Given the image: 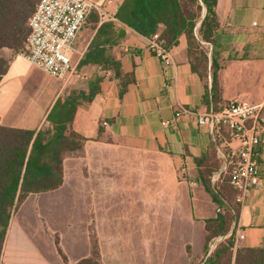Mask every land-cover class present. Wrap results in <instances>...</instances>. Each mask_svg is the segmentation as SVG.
<instances>
[{"label": "crops", "instance_id": "0c3cea01", "mask_svg": "<svg viewBox=\"0 0 264 264\" xmlns=\"http://www.w3.org/2000/svg\"><path fill=\"white\" fill-rule=\"evenodd\" d=\"M92 1L105 8V16L99 17L102 23L115 20L124 0ZM216 12L222 29L219 104L230 100L263 104L258 121L261 189L252 190L243 206L235 203L231 188L228 194L223 185L220 189L221 198L232 212L227 211L226 217L230 223L227 238L232 237L233 245L226 253L220 250L212 264H236L239 251L264 248V0H218ZM94 33L88 26L81 32L76 42L75 64L79 65ZM148 47L149 38L127 28L121 44L114 49L123 73L132 78L124 93L114 73L98 65L78 67L82 78L64 84L21 55L10 58L8 71L0 80V124L4 127L27 130L45 127L58 98L73 90L88 91L89 83L97 76L103 80L94 100L78 107L73 122L74 131L87 138L83 150L65 158L63 185L40 193L46 197L37 200L32 210H28L24 224L18 219V213H22L34 194L19 207L5 237L3 264H80L91 256L93 236L103 264H132L127 256L139 255L141 250L107 249V241L118 236L107 234L101 225L105 218L103 208L120 206L121 202L98 198L94 193L93 163L110 147L161 152L168 156L180 183L191 194L196 218L206 226L207 220L217 217L213 212L218 205L206 182L219 170L221 162L210 135L199 126L196 115L174 119L179 106L200 112L208 109L203 103L205 84L190 64L187 38L181 35L171 46L173 64L168 67ZM70 85L73 90L68 89ZM87 172L91 178H87ZM233 209L237 210L236 215ZM240 234L245 238L239 239ZM203 248L199 244L193 246L194 256L198 257L203 250L206 254ZM212 254L205 255L197 264H205ZM169 264H173L172 258Z\"/></svg>", "mask_w": 264, "mask_h": 264}, {"label": "trees", "instance_id": "16d2710c", "mask_svg": "<svg viewBox=\"0 0 264 264\" xmlns=\"http://www.w3.org/2000/svg\"><path fill=\"white\" fill-rule=\"evenodd\" d=\"M192 1L197 4L198 14L193 9L189 10L183 0H124L114 16L115 20L102 23L98 14L93 12L85 27H90L95 33L78 67L98 65L104 70H111L120 81L124 93L132 78L123 73L114 49L121 44L127 28L147 38L160 33V39L167 49L177 43L181 35H185L192 70L205 84L203 103L208 108L213 105L215 110H220L223 105L219 104L218 71L222 29L216 12L218 0ZM36 2L37 0H0V51L9 48L20 53L25 49L30 32L28 19ZM204 10L197 34L198 18ZM202 42L211 45L210 57L207 53L197 51ZM200 62L210 69L209 77L203 76L197 70L196 66ZM9 64V59L6 60L0 52V80L7 73ZM102 80L103 78L97 76L89 83L88 91L73 90L69 95L58 98L47 116L46 128L27 130L0 124V264H3L1 254L9 224L19 207L31 194L59 189L64 182L65 158L83 150L87 138L74 131L73 122L78 107L91 103L97 96ZM213 148L215 150L214 146ZM210 179L206 182V188L221 212L216 218L206 221V255L210 249L208 243L219 236L227 237L229 231L230 223L226 212H232L229 204L221 198L220 191L224 180H227L235 192V198L237 194L228 177L215 186ZM232 211L234 215L237 214V210ZM224 241V245H218L205 264H212L220 250L224 253L229 251L233 239L225 238ZM91 244V256L80 264H103L95 236L91 238ZM56 245L64 257L58 239ZM236 264H264V248L239 251Z\"/></svg>", "mask_w": 264, "mask_h": 264}, {"label": "rangeland", "instance_id": "374dc122", "mask_svg": "<svg viewBox=\"0 0 264 264\" xmlns=\"http://www.w3.org/2000/svg\"><path fill=\"white\" fill-rule=\"evenodd\" d=\"M183 1L189 10L193 9L198 14L195 1ZM204 14L205 10L198 18L197 34ZM211 49L210 44L202 42L197 51L207 53L210 57ZM25 51L26 47L20 53L9 48L0 52L6 60H10L13 55H21ZM196 67L205 77L211 74L205 63L200 62ZM72 87L70 85L68 89ZM93 166L95 197L121 202L120 206L103 208L105 218L101 225L107 234L118 236V239L107 241V249H140L139 255L127 256L131 258L132 264H169L171 258L173 264H197L204 260V250L195 257L193 246L199 244L205 247V224L196 218L191 194L180 183L171 158L161 152L110 147L103 151L99 160L94 161ZM86 175L91 178L88 172ZM96 186L101 188L97 190ZM222 188L225 194L229 193L227 180H224ZM45 197L43 194L29 197L30 201L22 213H18L22 224L25 223L24 216L28 210H32L37 200ZM213 213L219 214L217 206ZM42 217L47 218L45 214ZM47 224L50 225L49 222ZM218 238L211 240L209 247ZM225 242L223 240L218 245L222 246Z\"/></svg>", "mask_w": 264, "mask_h": 264}, {"label": "built area", "instance_id": "2783aa9c", "mask_svg": "<svg viewBox=\"0 0 264 264\" xmlns=\"http://www.w3.org/2000/svg\"><path fill=\"white\" fill-rule=\"evenodd\" d=\"M93 12L99 17L106 14L105 8L92 0H39L28 19L30 32L26 51L21 56L64 84L82 78L74 62L76 42ZM148 48L165 66L173 64L172 52L164 47L160 33L149 38ZM262 109L263 104L230 100L220 110H215L213 105L203 112L179 106L174 116L175 120L185 115L197 116L199 126L208 131L221 162L219 170L211 176V183L215 186L228 177L237 193L236 203L241 206L245 205L249 193L261 189L263 184L258 152L261 143L258 121ZM164 124L167 126L169 122ZM225 238L215 240L208 255ZM244 238V234L239 235V239Z\"/></svg>", "mask_w": 264, "mask_h": 264}]
</instances>
